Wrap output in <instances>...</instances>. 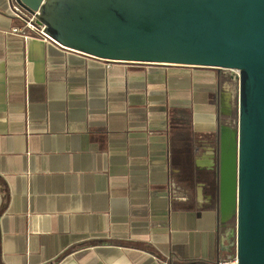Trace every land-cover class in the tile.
Listing matches in <instances>:
<instances>
[{
  "label": "crops",
  "instance_id": "crops-1",
  "mask_svg": "<svg viewBox=\"0 0 264 264\" xmlns=\"http://www.w3.org/2000/svg\"><path fill=\"white\" fill-rule=\"evenodd\" d=\"M0 0V264H216L230 252L212 68L24 40ZM174 180L186 199H172Z\"/></svg>",
  "mask_w": 264,
  "mask_h": 264
},
{
  "label": "water",
  "instance_id": "water-1",
  "mask_svg": "<svg viewBox=\"0 0 264 264\" xmlns=\"http://www.w3.org/2000/svg\"><path fill=\"white\" fill-rule=\"evenodd\" d=\"M61 46L106 61L237 68L235 129L218 127L215 199L238 264H264V0H17Z\"/></svg>",
  "mask_w": 264,
  "mask_h": 264
},
{
  "label": "built area",
  "instance_id": "built-area-1",
  "mask_svg": "<svg viewBox=\"0 0 264 264\" xmlns=\"http://www.w3.org/2000/svg\"><path fill=\"white\" fill-rule=\"evenodd\" d=\"M8 5L12 17L17 21V23L11 27L10 29L11 33L19 35L24 40L35 38L43 41H51L56 45L63 47L57 42H55L52 38H50L45 32H43L44 25L38 21L36 16V14H38V11L28 10L17 0H8ZM108 62H121V61H108ZM223 69H229L231 71L232 77L237 79L239 84V76H240L239 69L237 68H223ZM222 92L224 93L223 94L224 96L226 94V89L223 90ZM168 192H169V196L172 199H186V190L174 180L169 181ZM226 222L227 221H225V223ZM216 264H238L236 235L233 239H231L230 252L228 253V255L226 257H222L218 259Z\"/></svg>",
  "mask_w": 264,
  "mask_h": 264
},
{
  "label": "rangeland",
  "instance_id": "rangeland-1",
  "mask_svg": "<svg viewBox=\"0 0 264 264\" xmlns=\"http://www.w3.org/2000/svg\"><path fill=\"white\" fill-rule=\"evenodd\" d=\"M206 70L211 73L220 74V78L224 81V86L226 89V104L223 105L225 108L223 110H219V126H228L232 129L236 128L237 119H238V80L232 77L231 71L229 69H214ZM226 230L229 232V236L233 239L236 235V220L235 217L232 216L226 222Z\"/></svg>",
  "mask_w": 264,
  "mask_h": 264
},
{
  "label": "flooded vegetation",
  "instance_id": "flooded-vegetation-1",
  "mask_svg": "<svg viewBox=\"0 0 264 264\" xmlns=\"http://www.w3.org/2000/svg\"><path fill=\"white\" fill-rule=\"evenodd\" d=\"M225 107L223 106L222 109H224Z\"/></svg>",
  "mask_w": 264,
  "mask_h": 264
}]
</instances>
